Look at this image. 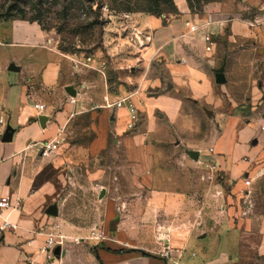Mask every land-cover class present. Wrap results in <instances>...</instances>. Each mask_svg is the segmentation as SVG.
Here are the masks:
<instances>
[{"label":"rangeland","instance_id":"374dc122","mask_svg":"<svg viewBox=\"0 0 264 264\" xmlns=\"http://www.w3.org/2000/svg\"><path fill=\"white\" fill-rule=\"evenodd\" d=\"M99 2L105 7L99 8ZM174 2L177 14L153 17L166 25L181 21L183 31L174 40V64L205 71L212 81L214 102L207 103L201 90L181 86L168 72L164 58L148 59L147 52L145 58L141 57L139 53L151 42V32L142 28L139 18L146 14L112 12V0H18L20 7L29 10L27 18L0 21V25H10L17 38L26 34L37 44L24 52L20 47L10 48L12 40H1L10 51L0 53V136L8 128L2 120V101L7 97L3 87L8 77L20 75L9 70L12 64L20 72L33 69L37 74L43 66L41 56L60 67V97L55 95L56 90L32 83V91L45 96L42 104L46 110L58 113L67 103L77 104L79 97L69 95L67 88L78 91L83 97L80 102L87 103L68 116L67 125L60 128L55 139L36 147L35 152H24L23 157V163L27 160L37 173L35 186L44 182L55 185L52 204L59 209L56 218L88 230L87 236L79 238L82 243L93 241L92 233L106 237L117 229L126 230L136 240L142 238L138 231L144 229L153 234L148 243H157L158 234L169 221L192 224L203 233L204 228L223 222L216 219L219 213L229 218L230 209L236 205L229 202L231 181L223 166L205 156L195 161L188 152L203 150L233 126L239 131L263 118L264 40L253 34L250 38L247 20L264 6V0H215L192 9L188 0ZM217 3L227 6L226 26L216 19L220 13L208 16L205 12L208 5ZM39 13L41 23L29 20ZM230 17L237 20L236 32ZM90 23L95 25L88 27ZM222 27L226 29L224 34ZM207 35L214 41L210 52L204 43ZM120 37L129 39L115 47V39ZM200 41L206 54L199 50ZM223 66L226 83L219 85L216 71ZM155 80H160L161 86H156ZM106 88L113 95L131 98L134 112L123 107L129 109V115L120 124L112 117L121 109L107 108L109 102L101 101ZM137 93L138 99L133 101L132 94ZM168 94L182 101L175 118L169 115L167 105L148 102V98ZM8 100L13 104L15 96ZM208 111L213 112L212 117H208ZM47 144H52L48 151ZM153 179L159 182L156 188L144 182ZM246 200L237 203L238 217L259 216L263 210L259 200ZM236 222L238 226L239 220ZM243 241L245 258L264 264L258 235H245Z\"/></svg>","mask_w":264,"mask_h":264},{"label":"crops","instance_id":"0c3cea01","mask_svg":"<svg viewBox=\"0 0 264 264\" xmlns=\"http://www.w3.org/2000/svg\"><path fill=\"white\" fill-rule=\"evenodd\" d=\"M227 10L226 4L217 3L208 5L205 12L208 16L213 12L220 13L217 14L216 19L222 23V26H226L228 15L224 12ZM139 18L143 22L142 28H147V31L151 32L148 48L141 50L139 55L145 58L147 52L148 59L164 58L167 61L166 67L170 70L168 72L179 80L181 86L192 91L201 90V97L205 98L207 103L214 102L215 97L211 96L212 81L205 71H194L193 67L174 64L177 57L174 40L183 31L181 21L176 20L166 25L162 19L153 16L143 15ZM190 19L193 21V16ZM197 19L200 21V18ZM229 20L236 32L237 20L232 17ZM226 24L229 26V22ZM10 27V25H0L1 54L8 53L12 47H20L24 52L36 48L37 44L32 37L24 34V37L19 39L16 32L9 30ZM221 30L224 34L226 29L222 27ZM247 31L252 38V32L249 29ZM3 38L12 40L10 48L1 43ZM128 39L129 37L116 38L118 46L115 47L125 45ZM198 45L200 52L206 54L203 43L200 41ZM39 58L43 66L37 74L34 73L37 70L33 69L12 72L20 74L19 77H8L3 87L7 97L2 101V120L6 128L10 126L16 132L11 143H0V201L5 197L11 200L9 209L0 210V264H260L254 260H247L242 250L243 237L256 233L259 237L258 249L264 253V133L261 130L264 126V116L258 118L256 124L239 131L233 126L227 133H222L199 151V158L205 156L223 166L231 181L232 196L229 202L236 205L230 209L229 218L221 217L224 214L217 215L216 219L223 221L222 223L214 228L206 227L203 233H199L200 230L192 224L169 221L158 234L157 243H148L153 234L146 233L144 229L138 231L142 238L139 237L137 240L126 230L117 229L106 233L102 243L92 239L93 241L77 244L74 240L87 236L88 230L61 223L58 218L47 214L48 208L55 205L52 204L56 194L55 185L52 182H44L35 186L37 173L27 160L23 163V157L24 152L27 151L28 154L35 152L36 147L55 139L60 128L67 125L68 116L87 103L80 102L82 95L77 91L79 97L77 104L67 103L63 107V112L55 113L48 109L39 114L34 104H42L45 96L33 92L32 83L44 89L56 90L57 97L61 94L60 67L47 57ZM192 63L197 64L194 60ZM2 74L0 71V78ZM154 84L161 86L160 80H155ZM82 87L86 88V86ZM103 93L101 101L104 103H115L127 97L123 94L120 97L113 95L107 88L103 89ZM11 95L15 96L13 104L8 100ZM132 95L134 101L138 99L139 93ZM148 102L167 105L169 115L174 118L182 105V101L171 94L161 96L159 99L148 98ZM258 104L262 105V102L258 101ZM128 112L126 108L121 109L112 120L120 124L123 118L129 115ZM42 115L49 118L45 129L38 121ZM52 122L57 123L52 125ZM246 180L251 181L250 186L246 185ZM144 182L152 188L159 186V182L155 179ZM255 198L263 207L259 216L238 217L239 208L236 207L238 201L242 204L246 199ZM112 217L113 213H108V218ZM225 220L227 222L224 223ZM235 220H239L238 226ZM6 223L12 226H6ZM54 232L66 236L67 241L62 246L55 247L52 257L48 258L43 249L48 235ZM58 247L59 256L55 255Z\"/></svg>","mask_w":264,"mask_h":264},{"label":"trees","instance_id":"16d2710c","mask_svg":"<svg viewBox=\"0 0 264 264\" xmlns=\"http://www.w3.org/2000/svg\"><path fill=\"white\" fill-rule=\"evenodd\" d=\"M215 0H188L190 8L203 7L208 3ZM10 2V4H9ZM82 3V2H81ZM9 4V5H8ZM99 8H104L105 4L102 2L98 3ZM110 11L120 14H136L143 13L151 16H167L178 13V8L174 0H112V5L109 6ZM29 14L27 7H20L18 0L11 2L5 0L0 3V21H10L13 19H26ZM42 15L39 13L38 16H32L29 18L32 22H42ZM95 23L88 24V27H93Z\"/></svg>","mask_w":264,"mask_h":264},{"label":"built area","instance_id":"2783aa9c","mask_svg":"<svg viewBox=\"0 0 264 264\" xmlns=\"http://www.w3.org/2000/svg\"><path fill=\"white\" fill-rule=\"evenodd\" d=\"M247 25L248 29L252 32L253 36L257 39L259 37L263 38L264 40V6L261 7L255 14H253L252 18L247 20ZM204 43L206 45V51L210 52L212 49V46L214 45L213 37L211 35H207L205 37ZM127 106L128 108L131 109L132 113L134 110H132L133 105L131 103V98L126 97L123 99H120L116 101L115 103H108L107 108H117V109H122L123 107ZM34 108L38 111L39 114H42L46 110V106L43 104H34ZM129 110V109H128ZM262 131H264V126L261 128ZM3 135V134H2ZM2 135L0 138H2ZM52 144H47L45 149H51ZM46 152V150H45ZM211 152H213V149H211ZM246 185L250 186L251 181L246 180ZM11 207V200L9 197L2 198L0 201V210L2 209H9ZM6 226H12L9 223H6ZM92 236L90 239H93L95 241H103L105 239L103 234H99L98 236L95 237L96 233H92ZM67 241V237L61 234L57 233H50L47 237L46 240V246L43 249L44 252H46L48 258L52 257V251L55 249L57 246H62L65 242ZM77 244L81 242L80 239H75L74 240ZM168 256V254H166Z\"/></svg>","mask_w":264,"mask_h":264},{"label":"water","instance_id":"95a60500","mask_svg":"<svg viewBox=\"0 0 264 264\" xmlns=\"http://www.w3.org/2000/svg\"><path fill=\"white\" fill-rule=\"evenodd\" d=\"M9 70L11 72H20V68L16 67L15 65H10ZM225 67L223 66L221 69H219L218 71H216V83L219 85H223L226 83V78H225ZM68 92L69 95H71L72 97H76L77 96V92L76 90H74L73 88H67L66 90ZM208 117H212V112H208ZM49 118L47 116H40L38 118V121L41 125V127L43 129L46 128V124L48 122ZM16 130L12 127H8L6 129V131L4 132V134L2 135V143L7 144V143H11L13 141L14 138V134H15ZM188 154L190 155V157L192 159H194L195 161L199 160V156H200V152L199 151H189ZM47 214L51 217H58L59 216V209L57 205H53L51 207L48 208L47 210ZM60 254V248L58 247L55 250V255L59 256Z\"/></svg>","mask_w":264,"mask_h":264}]
</instances>
